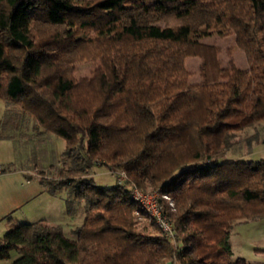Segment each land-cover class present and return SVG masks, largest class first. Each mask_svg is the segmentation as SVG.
<instances>
[{
  "label": "trees",
  "instance_id": "trees-1",
  "mask_svg": "<svg viewBox=\"0 0 264 264\" xmlns=\"http://www.w3.org/2000/svg\"><path fill=\"white\" fill-rule=\"evenodd\" d=\"M205 27L233 36L248 68L224 66L218 46L193 39ZM83 61L97 68L77 80ZM0 98L31 117L38 141H65L59 164H41L37 178L85 215L74 239L46 221L14 226L0 262L248 264L230 235L264 218V155L234 147L238 133L264 126V0H0ZM246 140L249 151L259 143ZM96 168L116 184L98 186ZM133 190L159 193L173 239Z\"/></svg>",
  "mask_w": 264,
  "mask_h": 264
},
{
  "label": "rangeland",
  "instance_id": "rangeland-1",
  "mask_svg": "<svg viewBox=\"0 0 264 264\" xmlns=\"http://www.w3.org/2000/svg\"><path fill=\"white\" fill-rule=\"evenodd\" d=\"M31 23V14L28 12L23 16V30L28 31L30 29ZM193 39L205 44L218 46L221 50L220 58L224 66L227 67L230 60L233 59L238 68L242 70L248 68L246 58L244 54L236 47L233 36L205 27L197 35L193 36ZM186 67L191 74V82L200 83L202 81V61L198 58L188 59L186 62ZM96 68L97 64L94 62H79L75 65L73 76L77 80L90 78L92 77ZM1 113L3 115L2 119L7 114L6 122H8V126L10 127L9 130L33 129L31 117L21 113L19 109L12 107L7 109L4 102L0 98V115ZM256 135L258 137L259 143L253 144V150L249 151L248 147H246V139ZM238 136L239 137L237 140L239 138L242 140L236 145V147H234L237 154L244 155L248 158H259L264 155L263 125H258L255 129H249L242 133H238ZM30 137L31 136H26V138L24 137L26 140L21 138L22 141L20 144H23L20 150V152H22L21 154L23 155L21 164L27 168L26 171H28V173L38 177V174L41 171H39L40 169L37 170V168L41 167V164L42 166L59 164L61 155L65 150V141L53 135L44 134L40 137L41 139H39V141L37 140L35 143L30 144L27 142V139ZM23 142H27V144L25 143V145ZM93 179L96 181L97 185L102 188H110L116 184L115 178L109 174V171L106 168H96L93 173ZM140 192L142 191L140 190ZM142 193L151 194L154 196L157 195L158 203L161 206V202L159 200L160 195L158 192L143 191ZM46 199L50 201L51 204H43V212L40 216L42 217V221L61 225L64 229L65 236L69 239H74L72 231L79 227L84 220L85 215L83 205L78 202L69 204L68 202L70 201V196L67 191H62L55 196L49 195V197H46ZM150 201L153 203L152 200ZM49 206H52V208H49ZM153 206H157V204H154ZM52 214L55 217L53 219H51ZM34 221V218H28V220H21V222L18 223L25 224L33 223ZM230 244L232 246L234 258H243L248 264H264V218L236 224L231 230ZM15 257L16 254L13 255L10 261L0 262V264H11Z\"/></svg>",
  "mask_w": 264,
  "mask_h": 264
},
{
  "label": "crops",
  "instance_id": "crops-1",
  "mask_svg": "<svg viewBox=\"0 0 264 264\" xmlns=\"http://www.w3.org/2000/svg\"><path fill=\"white\" fill-rule=\"evenodd\" d=\"M2 116L1 113L0 120ZM40 131H1L4 137L0 138V241L14 226L21 224L18 223L21 220L34 218V222L42 221L40 216L43 204H51L46 199L50 194L41 186L39 179L28 173L27 168L21 164V138L26 140V136H31L27 142L35 143L38 140L35 135ZM51 217L55 218L53 214Z\"/></svg>",
  "mask_w": 264,
  "mask_h": 264
},
{
  "label": "built area",
  "instance_id": "built-area-1",
  "mask_svg": "<svg viewBox=\"0 0 264 264\" xmlns=\"http://www.w3.org/2000/svg\"><path fill=\"white\" fill-rule=\"evenodd\" d=\"M125 175L123 173L120 174L119 182L122 183L125 180ZM133 198L144 208V210L148 213V215L155 221L157 226L160 228L162 233L170 238H174V229L172 224L169 222L168 217L163 214L162 208L158 203L157 195L144 194L138 190H133ZM153 201L151 203L150 200ZM157 204V206H153ZM159 204V205H158Z\"/></svg>",
  "mask_w": 264,
  "mask_h": 264
}]
</instances>
